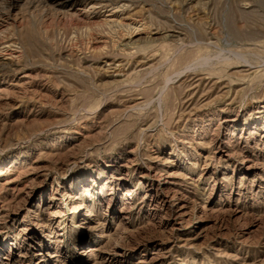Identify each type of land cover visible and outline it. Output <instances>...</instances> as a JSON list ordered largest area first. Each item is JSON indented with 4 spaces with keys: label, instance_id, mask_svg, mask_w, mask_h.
<instances>
[{
    "label": "rangeland",
    "instance_id": "obj_1",
    "mask_svg": "<svg viewBox=\"0 0 264 264\" xmlns=\"http://www.w3.org/2000/svg\"><path fill=\"white\" fill-rule=\"evenodd\" d=\"M0 264H264V0H0Z\"/></svg>",
    "mask_w": 264,
    "mask_h": 264
},
{
    "label": "bare ground",
    "instance_id": "obj_2",
    "mask_svg": "<svg viewBox=\"0 0 264 264\" xmlns=\"http://www.w3.org/2000/svg\"><path fill=\"white\" fill-rule=\"evenodd\" d=\"M177 32V31H176ZM176 36V35H175ZM179 40V39H178Z\"/></svg>",
    "mask_w": 264,
    "mask_h": 264
}]
</instances>
